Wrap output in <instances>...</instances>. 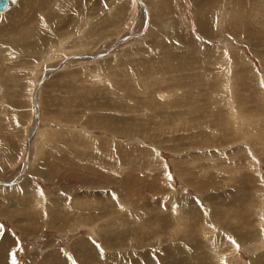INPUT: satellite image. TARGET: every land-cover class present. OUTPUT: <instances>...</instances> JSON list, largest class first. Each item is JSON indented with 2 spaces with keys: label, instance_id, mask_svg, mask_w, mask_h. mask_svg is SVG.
Masks as SVG:
<instances>
[{
  "label": "rangeland",
  "instance_id": "374dc122",
  "mask_svg": "<svg viewBox=\"0 0 264 264\" xmlns=\"http://www.w3.org/2000/svg\"><path fill=\"white\" fill-rule=\"evenodd\" d=\"M11 1L0 264H264V0Z\"/></svg>",
  "mask_w": 264,
  "mask_h": 264
},
{
  "label": "bare ground",
  "instance_id": "6f19581e",
  "mask_svg": "<svg viewBox=\"0 0 264 264\" xmlns=\"http://www.w3.org/2000/svg\"><path fill=\"white\" fill-rule=\"evenodd\" d=\"M139 1V3L142 5V6H144V4L140 1V0H138ZM10 2H12L11 0L8 2V4H7V6H9L10 5ZM56 4V3H55ZM54 4V5H55ZM6 6V7H7ZM60 6H58V8H59ZM62 7V6H61ZM252 10V9H251ZM254 10H256V9H254ZM253 10V11H254ZM58 11V10H57ZM0 12H3V10H0ZM250 21V20H249ZM130 36H133V35H131L130 34ZM123 41V38L122 39H120L119 41H118V43H120V42H122ZM100 54V53H99ZM99 54H97V55H94V56H91V55H89V56H86L85 58H93V59H96V58H98V57H101V56H103L105 53H101V55L99 56ZM72 58H79V57H77L76 55H71V56H66L63 60H62V62H60L57 66H52L51 68H47L45 71H44V73H43V76L41 77V81L37 84V86L35 87V89H34V91H33V94H32V103H33V106H34V119H35V121L37 122V124H38V122H39V107H38V103H37V96H38V92H39V88H41V85H42V83H43V80H44V78L46 77V74L48 73V72H51V71H55V70H57L59 67H61L67 60H69V59H72ZM35 131H36V128H34L32 131H31V134L29 135V137H28V139H27V146H26V158H25V167H24V171L27 169V167H28V162H29V153H30V147H31V140H32V136L34 135V133H35ZM22 175V173L20 174V175H18L16 178H19L20 176ZM12 183H14L13 181H1L0 180V185H5V186H9V185H12ZM234 236V235H233ZM240 238H242V236L240 237ZM252 262V261H251ZM180 264H186V262L185 261H180Z\"/></svg>",
  "mask_w": 264,
  "mask_h": 264
},
{
  "label": "water",
  "instance_id": "95a60500",
  "mask_svg": "<svg viewBox=\"0 0 264 264\" xmlns=\"http://www.w3.org/2000/svg\"><path fill=\"white\" fill-rule=\"evenodd\" d=\"M10 0H0V10H4Z\"/></svg>",
  "mask_w": 264,
  "mask_h": 264
},
{
  "label": "snow or ice",
  "instance_id": "6c2138e0",
  "mask_svg": "<svg viewBox=\"0 0 264 264\" xmlns=\"http://www.w3.org/2000/svg\"><path fill=\"white\" fill-rule=\"evenodd\" d=\"M261 87H264V83L261 84ZM169 179H171V177H169ZM114 198H115V197H114ZM93 243H95V242H93ZM233 243H235V241H233ZM96 247L99 248L100 245H96Z\"/></svg>",
  "mask_w": 264,
  "mask_h": 264
}]
</instances>
